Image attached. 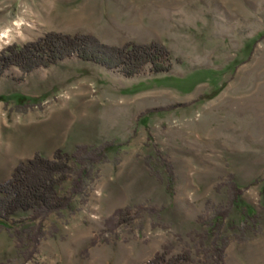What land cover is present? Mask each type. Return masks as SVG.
<instances>
[{"label": "rangeland", "instance_id": "rangeland-1", "mask_svg": "<svg viewBox=\"0 0 264 264\" xmlns=\"http://www.w3.org/2000/svg\"><path fill=\"white\" fill-rule=\"evenodd\" d=\"M6 30L0 53L50 33L89 35L115 48L159 44L170 70L126 78L73 55L0 76V156L115 148L71 209L41 222L34 250L31 213L0 223V264H145L166 252L212 264L215 211L228 212L222 264H264V0H0ZM230 181L256 228L230 206ZM117 210L129 221L106 225Z\"/></svg>", "mask_w": 264, "mask_h": 264}, {"label": "trees", "instance_id": "trees-1", "mask_svg": "<svg viewBox=\"0 0 264 264\" xmlns=\"http://www.w3.org/2000/svg\"><path fill=\"white\" fill-rule=\"evenodd\" d=\"M73 55L82 62L119 71L126 78L138 75L147 66L150 67L153 75L164 74L170 70L169 53L156 43L147 45L128 43L122 48H115L101 44L89 35L63 36L50 33L20 48L10 46L2 51L0 76L10 67H16L22 73L29 74L34 69L47 68ZM114 149L110 144L99 147L78 146L71 155L56 150L51 160L35 155L31 160L19 163L10 178L0 182V223L8 225L17 213H31L29 220L38 221L36 235L28 238L34 250L38 237L42 235L41 222L51 214H59L63 210L71 209L72 199L84 191L94 165L103 162L105 154ZM168 170L167 191L173 185L172 171ZM69 178L71 182L67 196H59L57 188ZM227 185L230 206L236 209L241 223L249 222L250 227L256 228L257 217L246 211L240 202L242 189L232 181ZM260 196L264 204V187ZM128 217V210H117L108 218L106 225L114 219L118 224L126 223L129 221ZM227 217L228 212L215 211L206 223V236L213 240L210 255L212 264L223 262L228 241L220 233ZM250 227L247 225V228ZM167 256V252L155 254L145 264H184L188 261L187 255L170 258Z\"/></svg>", "mask_w": 264, "mask_h": 264}, {"label": "crops", "instance_id": "crops-1", "mask_svg": "<svg viewBox=\"0 0 264 264\" xmlns=\"http://www.w3.org/2000/svg\"><path fill=\"white\" fill-rule=\"evenodd\" d=\"M33 158L29 153H13L7 158L4 154L0 156V182L6 181L14 168L21 162H27Z\"/></svg>", "mask_w": 264, "mask_h": 264}, {"label": "bare ground", "instance_id": "bare-ground-1", "mask_svg": "<svg viewBox=\"0 0 264 264\" xmlns=\"http://www.w3.org/2000/svg\"><path fill=\"white\" fill-rule=\"evenodd\" d=\"M21 25V23H17L16 26L19 27ZM9 34H10V30H6L4 31L1 35H0V41H9Z\"/></svg>", "mask_w": 264, "mask_h": 264}]
</instances>
